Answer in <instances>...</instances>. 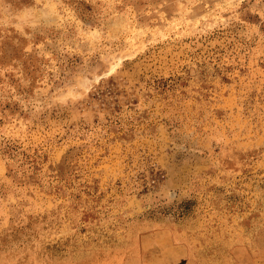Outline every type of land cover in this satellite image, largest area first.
I'll list each match as a JSON object with an SVG mask.
<instances>
[{"label":"rangeland","instance_id":"374dc122","mask_svg":"<svg viewBox=\"0 0 264 264\" xmlns=\"http://www.w3.org/2000/svg\"><path fill=\"white\" fill-rule=\"evenodd\" d=\"M0 264H264V0H0Z\"/></svg>","mask_w":264,"mask_h":264}]
</instances>
